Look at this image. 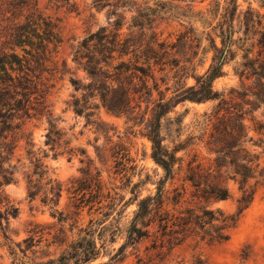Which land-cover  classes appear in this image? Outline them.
Here are the masks:
<instances>
[{
  "label": "trees",
  "instance_id": "trees-1",
  "mask_svg": "<svg viewBox=\"0 0 264 264\" xmlns=\"http://www.w3.org/2000/svg\"><path fill=\"white\" fill-rule=\"evenodd\" d=\"M32 1L0 0V6L7 2L11 7L23 10ZM203 1L216 2L217 9L208 11L218 20L213 28L214 36L205 32L198 34V30L190 26L175 42L160 40L154 28L155 18L159 12L179 8L178 3L182 0H148L134 12L127 33L122 32L125 20L119 15L108 27L86 37L76 52L74 61L87 74L88 83L72 80L74 90L79 94L78 97L74 95L71 102L75 114L85 117L87 125L99 127L106 126L99 116L105 110L115 117L125 118L132 124L131 130L142 127V136L152 144L151 157L164 172L153 197L140 199L138 189L144 182L134 184L133 198L129 202L137 204V211L127 233V242L118 254L110 256L109 262L102 264H112L130 245L147 238L148 232L144 234L139 226L149 229L156 221L163 232L159 238L162 248L167 246L172 250L196 229L212 233V239L218 242L227 241L229 231L236 227L253 202L255 188L251 182L257 177L259 156L247 146H264V139L255 141L250 137L246 119L264 106V13L261 12L264 0H258L260 10H254L250 5L244 12L239 11V0H225V6L216 0ZM188 10L193 11V8ZM10 19H0V177L4 184L12 182V173L3 167L14 150L6 143L8 133L19 129L20 125L14 126L16 119L31 120L45 106V74L54 64L51 45L57 39L52 23L35 13L24 16L23 22ZM236 22L241 25L239 31H236ZM203 38L208 42L207 47L203 46ZM201 51L204 55L210 52L214 55L207 71L198 75L200 65H196V60ZM238 51L243 52V63L236 71L242 88L240 91L233 89L226 96L214 89V83L225 76L224 67L236 59ZM200 62L203 67L205 61ZM189 79L195 80V84L188 85ZM188 102H217L212 113L203 115L196 135L191 137L204 144L208 154L215 157L209 167L188 165L182 195L184 198L191 189L192 201L189 203L194 202L197 206L186 209L176 220L165 219L163 214H168L163 213L166 185L175 179L177 165L178 171L182 170L184 160L178 154L186 150L188 144V141L178 140L182 136V117L173 121L169 116L178 106ZM166 120L175 127L170 132L178 135L173 137L172 146L166 145ZM49 125L46 145L55 147L63 135L52 121ZM255 130L264 133V126L259 125ZM101 133L108 136L110 132L101 130ZM82 173L83 180L89 178L92 164H88ZM228 181L237 184L241 193L238 213L233 216L208 209L211 202L231 197ZM62 192V184L49 176L41 159H35L33 173L28 177L30 201L42 196L45 205L58 208ZM18 213L10 202L0 200V238L9 240L10 219L16 218ZM104 249V246L97 247L88 232L58 259L43 264H94L102 257Z\"/></svg>",
  "mask_w": 264,
  "mask_h": 264
},
{
  "label": "rangeland",
  "instance_id": "rangeland-1",
  "mask_svg": "<svg viewBox=\"0 0 264 264\" xmlns=\"http://www.w3.org/2000/svg\"><path fill=\"white\" fill-rule=\"evenodd\" d=\"M147 1L33 0L23 10L11 7L7 2L0 6V19L23 22L24 16L35 13L50 21L57 34L51 45L54 64L45 74V106L31 120L16 119L14 126L20 127L8 133L6 140L10 149L14 147L3 164L4 169L12 173V182L4 184L0 177V200L10 202L19 213L10 219L9 240L3 236L0 238V264H43L56 260L88 232L98 248H105L102 257L94 264L109 262L110 256L118 254L126 244L127 233L137 211V204L129 202L133 198L134 184L144 182L138 189L140 199L156 194V184L164 177V172L151 157L152 144L142 136V127L131 130L132 124L125 118L115 117L105 110L99 116L100 122L106 126L87 125L86 118L77 116L71 108L73 96H79L72 80L88 83L87 74L74 61L81 42L90 34L108 27L119 15L125 20L122 32L127 33L134 12ZM216 1L225 6V0ZM238 4L240 12L246 11L250 5L254 10H260L258 0H239ZM178 5L179 8H169L172 11L159 12L155 18L154 28L160 40L175 42L190 26L196 28L198 34L205 32L214 36L213 28L218 20L208 11L217 9L216 2L182 0ZM189 7L193 11L188 10ZM235 26L239 31V22ZM217 42L221 46L220 40ZM203 46H208L205 38ZM213 55V52L206 55L200 52L196 60V65H200L198 75L207 71ZM242 56L243 52L238 51L236 59L224 67L225 76L214 83L216 91L228 96L233 89L241 90V80L236 71L243 63ZM200 61H205L203 67ZM187 83L193 85L195 80L189 79ZM216 105L217 102H188L178 106L169 116L173 121L178 116L182 117V136L178 140L188 141V144L186 150L178 154L184 160L182 170L178 171L177 165L175 179L166 185L163 213L168 214H163L165 219L176 220L186 209L197 206L194 202L189 203L192 190L188 186L189 192L183 198V179L189 164L209 167L215 157L208 154L204 144L191 140V137L196 135L203 115L212 113ZM50 121L63 135L55 147L46 145ZM246 124L250 128V137L255 141L264 139V133L259 134L255 130L259 125L264 126V106L252 112ZM174 129L168 120L164 121V136L168 138L166 145L172 146L173 137L178 136L170 132ZM101 130H109L110 133L106 136ZM247 147L259 156L257 177L251 182L255 195L236 227L229 231L227 241L218 242L212 239V233L196 229L172 250L167 246L162 248L159 238L163 232L156 221L149 229L139 226L144 234L148 232V237L130 245L124 255L115 257L112 264H264V146L249 144ZM37 158L47 166L49 176L63 186L58 208L45 205L42 196L35 201L28 198V177L33 173ZM88 164H92V175L83 180L82 172ZM228 187L231 197L211 202L209 210L225 216L238 213L239 187L233 181H228Z\"/></svg>",
  "mask_w": 264,
  "mask_h": 264
}]
</instances>
